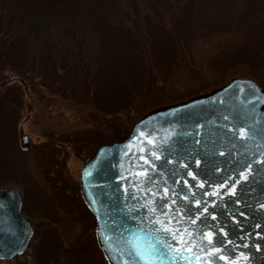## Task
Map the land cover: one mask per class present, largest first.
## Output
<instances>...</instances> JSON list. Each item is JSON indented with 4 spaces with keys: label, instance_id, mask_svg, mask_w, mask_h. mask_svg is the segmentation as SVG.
I'll list each match as a JSON object with an SVG mask.
<instances>
[{
    "label": "water",
    "instance_id": "1",
    "mask_svg": "<svg viewBox=\"0 0 264 264\" xmlns=\"http://www.w3.org/2000/svg\"><path fill=\"white\" fill-rule=\"evenodd\" d=\"M78 183L107 264H264V89L234 77L146 111L82 162ZM21 204L0 189V259L28 246Z\"/></svg>",
    "mask_w": 264,
    "mask_h": 264
},
{
    "label": "rangeland",
    "instance_id": "2",
    "mask_svg": "<svg viewBox=\"0 0 264 264\" xmlns=\"http://www.w3.org/2000/svg\"><path fill=\"white\" fill-rule=\"evenodd\" d=\"M91 1L93 0H74L69 5L85 2L92 5ZM105 1L100 2L99 7H103ZM137 1L142 3L141 5L147 6V9L142 8L140 10L144 12L139 13L145 22L146 34H142L146 37L144 39L145 56L148 55V61L150 60L153 67L155 65L157 67L163 65L164 67L168 61L164 60L162 50L159 53L160 58L158 57V50L159 47H162L161 38L168 37V35L166 34L167 31L162 30L161 22L162 17H166L167 6L172 5V3L170 4L165 0ZM220 1L224 0H179L180 12L177 13L178 23L176 22V26L179 25L178 28L182 37H188L186 44L189 56L188 64L196 70L186 73L182 66H173L171 71L173 74L169 76L165 87L160 92L159 90L154 91L155 96L157 93V96L159 94L162 97L161 102L172 101L197 91H209L215 88L213 86L225 71L247 69L244 64L225 65L219 69L212 66L214 57L217 58L224 51H228L229 54L232 51H240L241 47L236 43L245 33L243 26H239L234 32H229L230 27L233 28L231 23L227 27L215 26L219 19L235 21L236 18V0H226L225 5H221ZM61 2L66 5L64 0ZM156 3L161 7L154 6L157 5ZM0 7L2 8V3H0ZM218 7L221 11L219 14ZM19 9H26V7L19 5ZM110 12H106L105 14L108 13V15L104 14L97 25L90 22L87 24L88 28L92 27L97 31L99 37L95 47L97 54L96 69L93 65L94 70H98L100 77L113 79L112 85L115 87L113 86L107 92L94 93L93 91L90 99L94 105L109 109L114 104L121 106L126 97L136 98L137 96L139 101L150 107L153 101L154 103L157 101L149 100L153 96V91L152 94L149 93L139 83V78L143 72L141 65H145L143 57L137 58L131 67L129 66L130 73L125 79L122 76L123 67L132 60L133 47L137 44L135 36L138 34L139 25L134 23L133 27H130L127 22H125V26L122 24L115 25V19L120 17V12L118 10ZM136 21L138 22V19ZM198 21L199 24H197ZM61 23L62 20H58V24L61 25ZM186 23L192 27L190 31L194 28L197 33L201 31L204 24L207 34L190 38L188 29L183 27ZM59 28L61 29V27ZM128 42L135 44H128ZM71 57L72 52L69 50L67 54L68 63L71 62ZM251 71L255 75L254 78H238L250 79L264 89V84L260 83V80L264 82L263 70L251 69ZM35 89H37V85L34 82L25 83L10 72H2L0 69V97L3 96L1 98L5 99V102L0 105V184L4 182L3 185L15 186L22 192V215L32 223L34 233L36 230V235L33 236L32 240L33 247L31 245L30 250L17 259L0 261V264H105L91 235L93 221L77 199L78 170L86 158V150H80L79 147L72 150L69 141L75 137L80 139L81 135L85 133L99 139L108 138L107 141L109 142L107 143L113 141L114 138L116 140L122 139L126 136L124 134L131 126V121L134 118L133 116L121 118L119 116L123 114L120 113H118L119 116H102L96 108H86L80 99H78L79 106L77 107L74 101L68 102L66 100L64 102L62 99L47 95L44 92L42 93L43 97L35 95ZM9 93L11 94L6 95ZM139 109L143 110V107ZM20 134L25 135L29 140L25 147L21 144ZM48 141L56 143L62 148H58L59 151H52L45 159H41V152L35 148ZM44 144L45 146L50 145ZM55 154L59 156L61 162H54ZM58 168L66 175L65 183H68L65 186V193L59 192L61 205L58 203L53 205L54 199L51 190H53L54 185L50 183L52 180L50 174L54 175V171H58ZM46 170L48 171L46 172ZM50 170L54 171L50 172ZM12 182L16 185H11ZM75 184H77V188ZM59 185H63V182H60ZM51 227L58 229L59 242H61L64 250L61 251L60 247L59 251L50 245L51 233H53ZM40 235L42 236L39 237ZM35 249L41 251L39 255L37 254V260L34 259L33 250ZM47 249L49 252L53 250V253L46 254ZM45 256L51 259H44Z\"/></svg>",
    "mask_w": 264,
    "mask_h": 264
},
{
    "label": "trees",
    "instance_id": "3",
    "mask_svg": "<svg viewBox=\"0 0 264 264\" xmlns=\"http://www.w3.org/2000/svg\"><path fill=\"white\" fill-rule=\"evenodd\" d=\"M61 1L63 0H0V3H2V8L0 7V9H2L0 11V69L2 72H10L17 79L25 83L34 82L37 85L35 95H41V97H43L44 95H42V93L44 92L47 95L55 96L58 99L60 98L64 102L66 100L68 102L74 101L77 107L79 106L78 99H80L83 101L86 108H96L102 116H119L120 114H123L119 116L121 118L133 116L134 119L131 121L132 126L140 115L155 106L178 102L187 97L207 91L193 92V94L185 97L181 96L167 102H161L160 99L162 97L159 94L157 96L156 93L155 96V92L158 90L160 92L161 89L165 87L169 76H172L173 73L171 74V71L173 70V66H182L186 73L196 70L192 65L188 64L189 56L186 48L188 37L183 36L185 37L183 39L178 28L179 25L176 26L178 23L177 13L180 12L179 0H165L170 4L172 3V5H166V17H162L161 22L162 30L164 32L167 31L166 34L168 35V37L161 38L162 47H159L158 50V57L160 58L159 53L162 50L161 53L164 60L168 61L166 65L164 64V67L163 65L160 67L155 65L153 67L150 60L148 61V55L145 56L144 39H146V37L142 36V34H146L144 30L145 22L143 18L139 16V13L144 12L140 11L142 8L147 9L146 5H141L142 3L140 4L137 0H121L118 2L116 0H106L103 7H99V3L104 2V0H93L91 1L92 5H88L86 2V4L77 3V5H69L72 4L74 0H64L66 2L65 5ZM225 3L226 0L220 1L221 5H225ZM19 5H25L26 9H19ZM154 6L161 7L158 4ZM235 7V21H224L219 19L215 26L221 27L223 25L227 27L228 24L231 23L233 28L230 27L229 32H234L239 26L245 27L243 37L236 43L240 45L241 50L238 52L232 51L231 54H229L228 51H224L222 55L217 58L214 57L212 66H215V69H219L225 65L244 64L247 69L240 68L238 70L225 71L213 87L221 85L233 77L254 78L255 75L252 71L250 72L251 69H262V75H264V0H236ZM201 9H203L202 6ZM112 10H118V12H120V17L117 20L115 19V25L119 26L122 24V26H125V22H127L130 27H133L134 23H138L140 27H138V34L135 36L137 44L133 47L132 60L123 67L122 76L125 79L130 73L129 66L131 67L132 63L137 58L141 59L143 57L145 65H141L143 72L139 78V83H141L144 90H147L149 93L153 91V96H151L149 100L157 101L156 103L153 101L150 107L145 106L142 101H139L137 96L136 98L126 97L121 106L120 104H114L109 109H103L94 105L90 99L93 91L94 93L107 92L113 86L115 87V85H112L113 79L100 77L97 72L98 70H94L93 65H95L97 54L95 47L99 37L97 31L92 27L88 28L87 24L90 22L97 25L98 21L104 17V14L106 12L111 13L110 11ZM219 12H221L220 7H218V14ZM108 13L105 15L107 16ZM157 16L160 17L159 14H157ZM137 19L138 22L136 21ZM58 20H62L61 25L58 24ZM197 24H199V21ZM44 25L45 27H43ZM59 27H61V29ZM183 27L188 29L190 38L196 35L199 36L200 34H207L204 24L201 31L198 33L194 28L190 31L192 27H190L188 23L184 24ZM128 44L134 45L135 43L128 42ZM69 50L72 52L70 63L67 61ZM260 83L264 84L261 80ZM10 94L11 93L6 95ZM81 95L83 96L81 97ZM1 97L0 105L5 102V99ZM141 107H143V110L139 109ZM131 126L127 129L124 136L128 133ZM114 139L113 141L120 140V138L118 140ZM107 140L108 138L99 139L96 136L85 133L81 135L80 139L75 137L73 140L69 141V146L72 150L78 147L80 150H86L85 156L87 157L97 146L109 142ZM44 143L50 145L45 146ZM44 143L35 148L41 152V159H45L52 151H59L60 149L58 148H62L56 143L55 145L49 141ZM54 162H61L57 154H55ZM60 167L62 166L60 165ZM59 169L60 168L57 169L58 171L50 170V172L54 171L55 173L54 175L50 174V178L52 179L50 183L54 185L53 190H51L54 199L53 205L57 203L61 205L60 193H65V186L68 183L67 181V183H65L66 175ZM47 171L48 170H46V172ZM60 182H63V185L60 186ZM12 183L11 185H16V183ZM3 184L4 182L0 184V186H6ZM75 187L77 188V184H75ZM77 199L93 221L92 216L84 207L78 191ZM51 228L53 233H51L50 245L59 251L60 247L61 251L64 250L61 242H59L58 229L55 227ZM35 235L36 230L34 237ZM41 236L42 235L39 237ZM32 244L33 242L31 245ZM33 253L34 259L37 260L41 251L35 249ZM51 253H53V250L51 252H49L48 249L46 250V254L49 255ZM98 253L100 254V252ZM44 259L51 258L45 256Z\"/></svg>",
    "mask_w": 264,
    "mask_h": 264
},
{
    "label": "snow or ice",
    "instance_id": "4",
    "mask_svg": "<svg viewBox=\"0 0 264 264\" xmlns=\"http://www.w3.org/2000/svg\"><path fill=\"white\" fill-rule=\"evenodd\" d=\"M191 175V173H189ZM118 228V226H114ZM131 248V252L129 255L132 256L133 261H145L146 256L148 255V252L142 250L140 244H139V237H134L133 239L129 240L127 242ZM211 243V240H210ZM167 246V245H166ZM149 250H154L155 246L154 245H148L147 246ZM150 264V261L148 262Z\"/></svg>",
    "mask_w": 264,
    "mask_h": 264
},
{
    "label": "flooded vegetation",
    "instance_id": "5",
    "mask_svg": "<svg viewBox=\"0 0 264 264\" xmlns=\"http://www.w3.org/2000/svg\"><path fill=\"white\" fill-rule=\"evenodd\" d=\"M30 246H31V244H30ZM30 246H29V244H28V247L24 250V251H22L21 253H19V255H16L17 257L16 258H19V257H21L22 255H24L28 250H30ZM10 260H12V259H5V260H0V261H10Z\"/></svg>",
    "mask_w": 264,
    "mask_h": 264
}]
</instances>
